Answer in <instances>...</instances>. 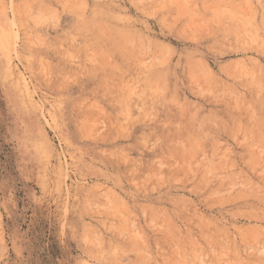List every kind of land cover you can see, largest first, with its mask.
I'll return each instance as SVG.
<instances>
[{
    "label": "rangeland",
    "instance_id": "374dc122",
    "mask_svg": "<svg viewBox=\"0 0 264 264\" xmlns=\"http://www.w3.org/2000/svg\"><path fill=\"white\" fill-rule=\"evenodd\" d=\"M0 264H264V0H0Z\"/></svg>",
    "mask_w": 264,
    "mask_h": 264
},
{
    "label": "bare ground",
    "instance_id": "6f19581e",
    "mask_svg": "<svg viewBox=\"0 0 264 264\" xmlns=\"http://www.w3.org/2000/svg\"><path fill=\"white\" fill-rule=\"evenodd\" d=\"M216 125V124H215Z\"/></svg>",
    "mask_w": 264,
    "mask_h": 264
}]
</instances>
